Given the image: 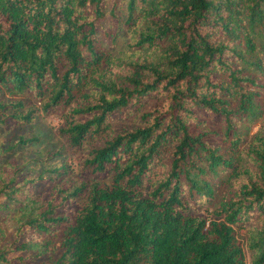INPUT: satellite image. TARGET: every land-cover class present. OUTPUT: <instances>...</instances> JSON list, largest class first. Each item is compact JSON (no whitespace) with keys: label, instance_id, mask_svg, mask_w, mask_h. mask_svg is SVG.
I'll list each match as a JSON object with an SVG mask.
<instances>
[{"label":"trees","instance_id":"obj_1","mask_svg":"<svg viewBox=\"0 0 264 264\" xmlns=\"http://www.w3.org/2000/svg\"><path fill=\"white\" fill-rule=\"evenodd\" d=\"M0 91L87 151L48 201L68 167L0 178V264H246L255 222L264 264V0H0Z\"/></svg>","mask_w":264,"mask_h":264},{"label":"rangeland","instance_id":"obj_2","mask_svg":"<svg viewBox=\"0 0 264 264\" xmlns=\"http://www.w3.org/2000/svg\"><path fill=\"white\" fill-rule=\"evenodd\" d=\"M120 40L118 43H120ZM0 91V99L3 98ZM8 96V95H7ZM6 96V97H7ZM29 101L26 100L27 107ZM35 114L32 122H15L3 125L0 128V178L8 179L12 173L23 168L20 177L34 179L45 171L50 169L68 167L69 174L63 176L61 180L56 179L48 183H37L32 186V194L41 201H48L56 191L66 188L72 189L77 186L83 176L81 171V163L85 158L86 150H69L60 135L59 130L62 127L63 120L55 113ZM261 122H257L250 126L251 134L255 133ZM126 124H133V119L122 118L115 122L113 128L117 131L122 130ZM33 139L25 144H20L19 140ZM90 148V146H88ZM49 176V174H46ZM45 176V177H46ZM51 177H56L55 175ZM0 180V184H1ZM65 195V193H63ZM77 205L76 203H73ZM22 220H10L4 224V233L0 235V248L13 241L16 235V228L22 225ZM258 223H251L245 229L238 231V238L242 241L246 264L252 263V251L248 248L247 229L257 227Z\"/></svg>","mask_w":264,"mask_h":264}]
</instances>
